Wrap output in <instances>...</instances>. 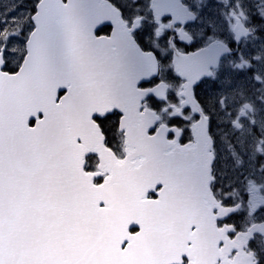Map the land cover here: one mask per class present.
Wrapping results in <instances>:
<instances>
[{
	"label": "snow or ice",
	"instance_id": "6c2138e0",
	"mask_svg": "<svg viewBox=\"0 0 264 264\" xmlns=\"http://www.w3.org/2000/svg\"><path fill=\"white\" fill-rule=\"evenodd\" d=\"M0 264H264V0L0 8Z\"/></svg>",
	"mask_w": 264,
	"mask_h": 264
},
{
	"label": "rangeland",
	"instance_id": "374dc122",
	"mask_svg": "<svg viewBox=\"0 0 264 264\" xmlns=\"http://www.w3.org/2000/svg\"><path fill=\"white\" fill-rule=\"evenodd\" d=\"M11 0H0V8L4 7L5 5L9 4ZM28 0H25V3H27ZM205 91H201V95L204 99H207V97L204 95Z\"/></svg>",
	"mask_w": 264,
	"mask_h": 264
},
{
	"label": "flooded vegetation",
	"instance_id": "af4514ba",
	"mask_svg": "<svg viewBox=\"0 0 264 264\" xmlns=\"http://www.w3.org/2000/svg\"><path fill=\"white\" fill-rule=\"evenodd\" d=\"M182 47H183V44L181 45ZM186 50H189V51H191V50H193V49H191V48H188V49H186ZM173 75H174V73H173ZM201 91H206V89H204V90H201ZM201 97H202V95H201ZM203 98V97H202ZM204 99V98H203ZM190 134V132H188V133H186V136L184 137V142H187V136Z\"/></svg>",
	"mask_w": 264,
	"mask_h": 264
}]
</instances>
